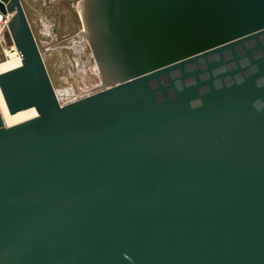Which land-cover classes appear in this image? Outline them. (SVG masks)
Wrapping results in <instances>:
<instances>
[{
    "label": "water",
    "instance_id": "obj_1",
    "mask_svg": "<svg viewBox=\"0 0 264 264\" xmlns=\"http://www.w3.org/2000/svg\"><path fill=\"white\" fill-rule=\"evenodd\" d=\"M105 88L61 105L22 0L0 74V264H264V0H80Z\"/></svg>",
    "mask_w": 264,
    "mask_h": 264
},
{
    "label": "rangeland",
    "instance_id": "obj_2",
    "mask_svg": "<svg viewBox=\"0 0 264 264\" xmlns=\"http://www.w3.org/2000/svg\"><path fill=\"white\" fill-rule=\"evenodd\" d=\"M78 1L22 0L61 105L105 88L89 42L82 35L83 23L77 9ZM13 47L7 28L1 37L0 63L8 59L7 52ZM26 115L21 114L16 120H22Z\"/></svg>",
    "mask_w": 264,
    "mask_h": 264
},
{
    "label": "bare ground",
    "instance_id": "obj_3",
    "mask_svg": "<svg viewBox=\"0 0 264 264\" xmlns=\"http://www.w3.org/2000/svg\"><path fill=\"white\" fill-rule=\"evenodd\" d=\"M10 19H11L10 15L7 17H4L0 13V20H2L3 24L8 23ZM7 57L8 59L6 61L0 63V74L3 72L9 71L11 69L17 68L21 65L22 59L15 45L10 51L7 52ZM0 112L3 118V121L5 122L7 127L14 126L16 124L22 123L24 121H27L37 116V112L35 109H30L27 111L19 112L15 115H11L8 112V109L1 95V92H0ZM24 113H27L26 117L22 118V120L17 121L16 118L18 119L19 115L24 114ZM10 119H11V123L9 122Z\"/></svg>",
    "mask_w": 264,
    "mask_h": 264
},
{
    "label": "built area",
    "instance_id": "obj_4",
    "mask_svg": "<svg viewBox=\"0 0 264 264\" xmlns=\"http://www.w3.org/2000/svg\"><path fill=\"white\" fill-rule=\"evenodd\" d=\"M1 13V12H0ZM7 17V16H4ZM9 23V22H8ZM8 23L3 24L2 20H0V42H1V37H2V33L5 29L8 28ZM9 29V28H8Z\"/></svg>",
    "mask_w": 264,
    "mask_h": 264
},
{
    "label": "crops",
    "instance_id": "obj_5",
    "mask_svg": "<svg viewBox=\"0 0 264 264\" xmlns=\"http://www.w3.org/2000/svg\"><path fill=\"white\" fill-rule=\"evenodd\" d=\"M23 3V2H22ZM24 6V5H23Z\"/></svg>",
    "mask_w": 264,
    "mask_h": 264
}]
</instances>
